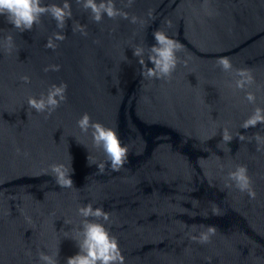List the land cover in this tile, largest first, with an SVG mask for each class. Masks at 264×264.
Listing matches in <instances>:
<instances>
[{
  "label": "water",
  "instance_id": "water-1",
  "mask_svg": "<svg viewBox=\"0 0 264 264\" xmlns=\"http://www.w3.org/2000/svg\"><path fill=\"white\" fill-rule=\"evenodd\" d=\"M69 3L62 29L50 13L23 32L0 15V264H41V251H59L66 264L79 251L70 237L77 208L89 202L110 213L103 222L124 264H264V144L258 150L254 138L264 137V123L240 128L264 108V0H115L128 18L99 22L83 0ZM159 28L181 44L178 64L169 78L143 79L133 47L147 50ZM225 56L228 70L219 64ZM239 69L254 77L244 88L236 87ZM61 84L66 99L51 113L29 106ZM85 113L127 144L118 172L88 163V155L106 157L91 129L77 126ZM224 127L234 136L228 144ZM69 162L74 186L61 188L50 166ZM238 165L254 197L229 178ZM207 225L216 226L207 243L190 238Z\"/></svg>",
  "mask_w": 264,
  "mask_h": 264
},
{
  "label": "clouds",
  "instance_id": "clouds-1",
  "mask_svg": "<svg viewBox=\"0 0 264 264\" xmlns=\"http://www.w3.org/2000/svg\"><path fill=\"white\" fill-rule=\"evenodd\" d=\"M132 2L133 0H128L129 5ZM83 7L91 10L92 19L97 22L101 21L104 15L110 18L118 15L128 18L126 12L115 7V0H83ZM44 13H50L57 22V27L61 29L65 26V20L72 17L69 0H64L62 5L55 3L45 4L43 0H0V15L5 16L7 21L21 32L32 29L33 25L39 22L40 16ZM151 15L150 11L149 16ZM131 22L136 23L137 17L133 16ZM79 27L82 34L86 35L84 27L82 25ZM153 35L156 43L150 47L148 46L147 50L144 45L137 44L133 47V55L139 58L138 62L142 66L141 75L143 79H166L176 70L178 64L176 53L181 48V44L160 28ZM4 39L7 42V50L11 51L13 47L12 36L8 35ZM55 39H64L63 33H55ZM45 46L55 47L52 37L48 38ZM148 62H151L153 66L149 67ZM183 63L187 65L188 61L184 60ZM219 64L225 70L232 67L229 58L226 56L219 58ZM54 67L58 68V66ZM237 74L240 77L236 81L237 88H244L246 84H251L254 80L249 69H239ZM22 79L27 81L28 77L25 76ZM65 90V84L54 85L49 90L47 98L43 96L40 99L30 97L28 104L37 112L47 110L51 113L59 105L60 101L66 99ZM246 97L250 102L255 100L253 92H247ZM76 123L82 133H88L91 129L93 145L101 149L106 157V161L97 162L88 155V163L90 165L95 164L98 168V173H103L105 167H110L112 171L118 172L125 166L128 160V146L123 143L118 129L106 126L101 122H92L88 113L83 114ZM258 123H264V108L261 107H256L254 112L242 122L240 128L247 129ZM237 136L241 141L246 138L240 132ZM233 137L231 131L224 127L222 141L228 144ZM254 138L257 142V149L260 150L261 145L264 144V137L256 133ZM50 168V175L54 177L56 184L61 186V188H72L74 186L72 179L74 169L71 167L70 162L67 164H52ZM228 175L235 182L237 188L241 191H247L251 197L255 196L251 186V178L247 174L245 165H238ZM213 211L214 214H218L216 209ZM77 213L82 218L81 223L75 229L74 235L70 237L76 241L79 251L69 256L66 264H124L125 257L120 249L118 239L103 222L109 221L110 213L105 211L102 206L94 207L91 202L79 206ZM66 223L71 224L70 221H66ZM215 232L216 226L207 225L203 231L196 235H191L190 238L200 243H207ZM27 254H31L30 249ZM58 255L59 251L55 253L41 251L39 252V260L41 264H58L56 259Z\"/></svg>",
  "mask_w": 264,
  "mask_h": 264
}]
</instances>
